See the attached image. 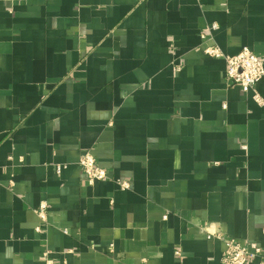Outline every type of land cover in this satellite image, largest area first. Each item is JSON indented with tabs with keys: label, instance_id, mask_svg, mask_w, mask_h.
<instances>
[{
	"label": "crops",
	"instance_id": "1",
	"mask_svg": "<svg viewBox=\"0 0 264 264\" xmlns=\"http://www.w3.org/2000/svg\"><path fill=\"white\" fill-rule=\"evenodd\" d=\"M214 24L224 54L264 58V0H0V264L264 247V105L203 53ZM86 153L106 181L87 183Z\"/></svg>",
	"mask_w": 264,
	"mask_h": 264
},
{
	"label": "built area",
	"instance_id": "2",
	"mask_svg": "<svg viewBox=\"0 0 264 264\" xmlns=\"http://www.w3.org/2000/svg\"><path fill=\"white\" fill-rule=\"evenodd\" d=\"M218 25L209 26L201 35V39L206 43H213V32L218 29ZM203 53L213 59H222L226 64L225 81L230 86H239L245 94L252 93L253 99L260 106L264 105L262 98L257 93L256 87L264 78V58L259 57L249 48H243L237 55L229 56L215 45H207L203 48ZM174 71L180 73L182 67L175 66ZM81 171L86 177L89 185L97 182L106 181L108 179V171L101 168L95 157L91 153L83 155L79 161ZM62 167H57L60 173ZM118 185L122 190L130 189V183L127 181H118ZM47 206L42 204L38 215L43 226L38 229L42 231L47 227ZM226 248L222 257L223 264H264V247L257 243H242L232 238H220ZM50 252L44 253L45 264H55L50 257ZM179 255V252H177Z\"/></svg>",
	"mask_w": 264,
	"mask_h": 264
}]
</instances>
